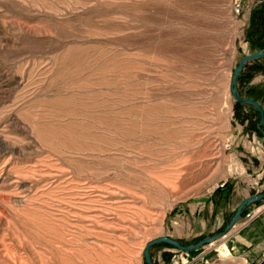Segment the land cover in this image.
<instances>
[{
  "label": "rangeland",
  "instance_id": "374dc122",
  "mask_svg": "<svg viewBox=\"0 0 264 264\" xmlns=\"http://www.w3.org/2000/svg\"><path fill=\"white\" fill-rule=\"evenodd\" d=\"M245 1L0 0V264H148L163 236L217 264L264 192L261 115L232 96L264 51ZM235 88L264 110V56ZM212 201L235 208L210 231Z\"/></svg>",
  "mask_w": 264,
  "mask_h": 264
},
{
  "label": "crops",
  "instance_id": "0c3cea01",
  "mask_svg": "<svg viewBox=\"0 0 264 264\" xmlns=\"http://www.w3.org/2000/svg\"><path fill=\"white\" fill-rule=\"evenodd\" d=\"M243 6H264V0H247L244 2ZM252 9H257V7H252ZM262 191H264V189L261 190V192ZM224 194L225 192H223V195ZM246 195H242L240 197L244 198ZM213 197L220 198L221 193L218 192V194L214 195ZM262 198H264V196ZM222 203L223 201L209 202L210 207L208 208H210V210L213 209L216 210V214L214 216V222L211 223L212 227H210V231L218 228L220 223L224 222L225 216L231 215V213H233L234 211V209L232 210V208H235V205L234 206L230 205L229 202L223 204ZM252 203H253L252 206L254 207L255 205L256 206L259 205L261 201L255 200ZM206 209L207 206L205 204L202 205V207L198 210L196 217L194 218V220L198 224L200 223V226L198 225L195 231H191L189 233L184 234L186 235L185 237H182L184 236L182 235L183 233H179L180 235L179 236L177 235L178 239L188 238L187 240L192 241L193 239L204 233V230L207 227L206 217H208V213L205 211ZM258 212H260V214L256 218L251 220L247 225L242 226L240 224L239 226H236L232 230L233 231L232 233L225 234L222 237L223 238L222 245L225 246L226 250L229 253V256L227 258L222 257L219 253V250L215 248V250L218 252L217 253L218 257L215 261L217 264H245V262H254L256 260L257 261L260 260L261 256L264 254V207L262 209L259 208ZM201 221L203 222L202 225H201ZM188 245H190V243L183 246H188ZM163 251L169 253L172 252V250H170L171 251L170 252L168 249H163ZM180 252H184L187 255V258H185L183 255L180 256L176 255L177 260L173 261L172 259L165 261L160 254L159 264H210L209 254L211 252V248L208 246L200 245L199 247H195L190 251H180ZM169 253L167 254L169 255ZM220 256H221V260H220ZM180 257H183L185 261L182 260L180 261L179 260Z\"/></svg>",
  "mask_w": 264,
  "mask_h": 264
},
{
  "label": "water",
  "instance_id": "95a60500",
  "mask_svg": "<svg viewBox=\"0 0 264 264\" xmlns=\"http://www.w3.org/2000/svg\"><path fill=\"white\" fill-rule=\"evenodd\" d=\"M262 56H264V55H256V54H252V55H251V59H252V58H257V57H262ZM247 60H250V59H248L247 56L242 57L241 60L239 61L238 65H237V67H238V66H242V64H243L245 61H247ZM237 67H236L235 70H234V75H233V79H232V85H233L232 93H233V96L235 97L236 101H238V102H240V103H245V102L248 103V102H249V103H251V104H255V103H256V102H255V99H252V98H243V99L240 98V99H239V98L236 97V91H237V90H236V88H235V85H236L237 77H238L239 72H240V70L237 69ZM256 107H257V106H256ZM257 110H258V112H259L260 115H261V122H260V124H261V125H264V112H263V110H261V109L258 108V107H257ZM262 134H263V137H264V129L262 130ZM263 196H264V192L261 193V194H258V195H255V196H251V197H247V198L243 199V200L239 203V205H238V207H237V209H236L234 215L231 217V220H230L229 224L224 228V231L227 230L228 228H230V226H232L233 223L238 219V217H239V215H240V213H241V211H242V208L244 207V204H246L247 202L252 201L253 199H260V198H262ZM224 231H223V232H224ZM223 232L214 235V237H217V236L223 234ZM208 240H209V238H205V239H203V240L198 241V242L195 243V244H191V245H188V246H182V245L179 244L178 241L163 236V237H160V238H157V239H154V240L148 242L147 245H146V248H145V250H144V255H145V258H146L147 263H148V264H152L151 259H150V257H149L148 248H149V246H150L151 244H153V243L160 242V241H164V242L170 243V244H172V245H175V246H177L178 248H180V249H182V250H183V249H184V250H191V249H193V248H195V247H198V246L202 245L204 242H206V241H208Z\"/></svg>",
  "mask_w": 264,
  "mask_h": 264
},
{
  "label": "bare ground",
  "instance_id": "6f19581e",
  "mask_svg": "<svg viewBox=\"0 0 264 264\" xmlns=\"http://www.w3.org/2000/svg\"><path fill=\"white\" fill-rule=\"evenodd\" d=\"M254 54H256V55H264V51H259V52H256V53H254ZM248 57V59H251V55H249V56H247ZM241 67L242 66H238L237 67V69H239V70H241ZM233 96V95H232ZM236 97L237 98H239L240 99V97H239V95H238V93H237V91H236ZM233 98H235L234 96H233ZM255 104H252L256 109H257V107L258 108H260L261 110H263L262 108H261V106H260V104L255 100ZM249 103V102H248ZM249 104H251V103H249ZM257 106V107H256ZM263 112H264V110H263ZM260 126H262V128L264 129V125H261L260 124ZM259 125L257 126V128L258 129H260L259 127H260ZM262 137H263V134H262ZM263 140H264V137H263ZM110 194V193H109ZM95 196V195H94ZM77 197V196H76ZM104 197V196H103ZM88 198V197H87ZM90 198H92V197H89V200H90ZM79 199V198H78ZM262 198H260L259 200H261ZM255 200H257V201H259L258 199H253L252 201H250V202H253V201H255ZM91 201V200H90ZM108 202V201H107ZM247 203H249V202H247ZM246 203V204H247ZM246 204H244V206L246 205ZM244 208V207H243ZM243 208H242V210H243ZM253 212H255L256 213V215L252 218V220L254 219V218H256L257 216H258V214H260V212H258V209L257 210H252ZM249 212H251V210L249 211ZM241 213H242V211H241ZM241 213H240V215H241ZM75 214V213H74ZM240 215H239V217H240ZM239 217H238V219H239ZM238 219L233 223V225L232 226H230V228H228L227 230H225L224 232H223V236L226 234V232H228L233 226H234V224L238 221ZM210 240H212L211 238H210ZM170 244V243H169ZM204 244V243H203ZM202 244V245H203ZM172 245V244H171ZM174 247H176V248H178L177 246H175V245H173ZM199 247V246H198ZM179 250H181V251H190V250H182V249H180V248H178ZM218 250H219V253H220V255L222 256V257H224V258H227L228 256H229V253H228V251L226 250V248H225V246L224 245H222L221 247H218Z\"/></svg>",
  "mask_w": 264,
  "mask_h": 264
},
{
  "label": "built area",
  "instance_id": "2783aa9c",
  "mask_svg": "<svg viewBox=\"0 0 264 264\" xmlns=\"http://www.w3.org/2000/svg\"><path fill=\"white\" fill-rule=\"evenodd\" d=\"M241 1L242 0H233V6H242ZM255 215L256 213L253 211L245 213L244 220L240 224L242 226L247 225Z\"/></svg>",
  "mask_w": 264,
  "mask_h": 264
}]
</instances>
